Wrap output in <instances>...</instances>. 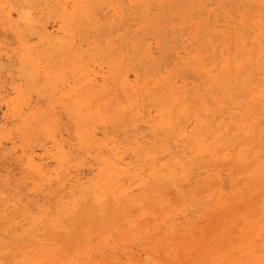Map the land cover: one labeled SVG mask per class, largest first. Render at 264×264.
Here are the masks:
<instances>
[{
    "label": "bare ground",
    "instance_id": "bare-ground-1",
    "mask_svg": "<svg viewBox=\"0 0 264 264\" xmlns=\"http://www.w3.org/2000/svg\"><path fill=\"white\" fill-rule=\"evenodd\" d=\"M0 264H264V0H0Z\"/></svg>",
    "mask_w": 264,
    "mask_h": 264
}]
</instances>
